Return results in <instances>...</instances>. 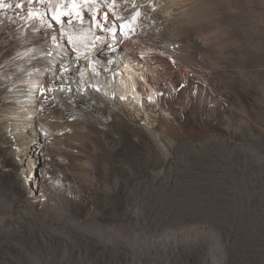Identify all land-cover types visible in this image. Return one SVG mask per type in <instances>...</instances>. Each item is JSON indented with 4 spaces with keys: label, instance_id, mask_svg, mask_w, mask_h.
Returning a JSON list of instances; mask_svg holds the SVG:
<instances>
[{
    "label": "bare ground",
    "instance_id": "bare-ground-1",
    "mask_svg": "<svg viewBox=\"0 0 264 264\" xmlns=\"http://www.w3.org/2000/svg\"><path fill=\"white\" fill-rule=\"evenodd\" d=\"M206 179L264 218V0H0V264H241Z\"/></svg>",
    "mask_w": 264,
    "mask_h": 264
},
{
    "label": "rangeland",
    "instance_id": "rangeland-1",
    "mask_svg": "<svg viewBox=\"0 0 264 264\" xmlns=\"http://www.w3.org/2000/svg\"><path fill=\"white\" fill-rule=\"evenodd\" d=\"M192 159H194V158H192ZM202 162H208V161L204 160ZM206 181H211V184L206 183L204 180V183H202V184H204V186H202L200 188H195V190H193L196 192L195 193L196 195L198 193H200L199 195L195 196V198L196 199H199V198L202 199V197H205L208 195L209 196L214 195V192H216L215 195H217V197L219 199L218 200L215 199V200H213V202H212V200H209V202L208 201L199 202L197 200V203L201 204V205H203V204L206 205L205 203H207V207H208L207 212L209 211V213H211V214H213L214 212L215 213H221L220 217L218 216V218L213 219L215 221V223L213 222L210 224V220H209L208 227H210L212 229L213 228L217 229L219 231L218 233L220 234L221 239L223 240L224 243L227 241L226 235H231V237H232L231 241L233 240V242H234L233 249L235 250L234 251V257H232V258L235 261L236 260L237 261L238 260H244L245 262L243 261V263H241V264H250V263L251 264H264V218H263V215L260 214L261 218L258 216L253 218L251 215L246 214V213L244 214L243 212H241L243 214H241V213L239 214V212L242 211L241 208H239L236 204L235 205L232 204V199H235L236 196H232L234 194L231 193V191L226 190L225 186H221L222 184L221 185L218 184L217 185L218 188L216 186H215L216 188H212L211 186L213 185V182H212L213 180L206 179ZM228 187L231 188L233 186L228 185ZM229 192H230V195H229ZM237 200H239V198H237ZM219 203H221V204H219ZM218 204H219V206H218ZM215 207H217V210H215ZM262 209H264V208H262ZM213 210H215V211L212 212ZM204 211H205V207L203 209V212ZM212 218H214V215L212 216ZM261 219H263V220H261ZM227 220H229V221H227ZM248 220H250V222ZM231 221L236 222L235 228L231 227L232 226ZM221 232H222L223 236H222ZM241 255L245 256V258L241 257ZM239 263H240V261H239Z\"/></svg>",
    "mask_w": 264,
    "mask_h": 264
},
{
    "label": "snow or ice",
    "instance_id": "snow-or-ice-1",
    "mask_svg": "<svg viewBox=\"0 0 264 264\" xmlns=\"http://www.w3.org/2000/svg\"><path fill=\"white\" fill-rule=\"evenodd\" d=\"M17 7H20V5H17ZM77 15H78V13H77ZM56 18L59 19L60 16L59 15H56Z\"/></svg>",
    "mask_w": 264,
    "mask_h": 264
}]
</instances>
